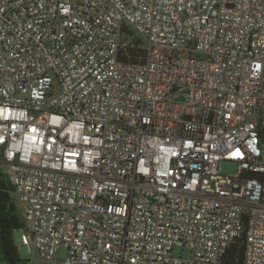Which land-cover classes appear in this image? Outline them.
<instances>
[{
    "label": "built area",
    "instance_id": "2783aa9c",
    "mask_svg": "<svg viewBox=\"0 0 264 264\" xmlns=\"http://www.w3.org/2000/svg\"><path fill=\"white\" fill-rule=\"evenodd\" d=\"M0 159L31 254L264 264V0H0Z\"/></svg>",
    "mask_w": 264,
    "mask_h": 264
},
{
    "label": "trees",
    "instance_id": "16d2710c",
    "mask_svg": "<svg viewBox=\"0 0 264 264\" xmlns=\"http://www.w3.org/2000/svg\"><path fill=\"white\" fill-rule=\"evenodd\" d=\"M132 58L142 55L143 51L138 46L130 47L128 52ZM23 227V221L18 216L16 198L12 187L2 178L0 172V264H26L18 254L12 232ZM245 251L244 235L238 237L228 248L222 264H242Z\"/></svg>",
    "mask_w": 264,
    "mask_h": 264
},
{
    "label": "rangeland",
    "instance_id": "374dc122",
    "mask_svg": "<svg viewBox=\"0 0 264 264\" xmlns=\"http://www.w3.org/2000/svg\"><path fill=\"white\" fill-rule=\"evenodd\" d=\"M178 99H183V92L177 93ZM222 171L228 174H232L235 171V165L232 163L224 162L222 164ZM0 172L2 173V178L8 183L7 173L4 162L0 159ZM18 207V216L23 219V210L20 208L19 203L16 200ZM25 232V227H20L12 232V238L15 245L18 248V254L22 259H25L26 264H61L62 260L65 258L66 249L60 246L57 254L54 258H44L38 252L31 254L28 245L22 243L21 236ZM179 250H175L178 253ZM31 260V262H30Z\"/></svg>",
    "mask_w": 264,
    "mask_h": 264
}]
</instances>
